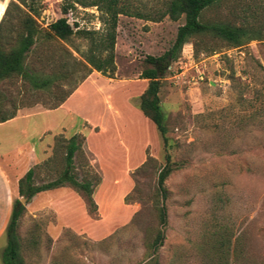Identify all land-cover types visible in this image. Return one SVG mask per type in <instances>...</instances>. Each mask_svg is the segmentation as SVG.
Here are the masks:
<instances>
[{
    "label": "rangeland",
    "instance_id": "obj_1",
    "mask_svg": "<svg viewBox=\"0 0 264 264\" xmlns=\"http://www.w3.org/2000/svg\"><path fill=\"white\" fill-rule=\"evenodd\" d=\"M9 1L0 0V11ZM128 1L129 12L142 16H117L114 71L109 77L96 72L74 96L70 103L78 105L80 115L66 112V106L45 112L55 122L50 133L57 134L48 145V157L33 167L34 185L54 179L63 167V149L55 139L75 133L82 141L73 156V173L77 180L93 183L98 176L91 193L95 208L68 186L61 209L51 202L43 205V198L25 200L16 227L22 263L264 264V38L238 48L205 39L210 53L202 46L195 51L190 41L169 62L158 91L172 169L162 197L156 179L164 150L154 127L134 106L147 83L139 74L151 67L145 57L169 49L182 18L154 22L145 17L159 14L165 0ZM62 4H18L39 33L25 64L53 80L41 90L19 77L1 81L0 115L50 109L92 72L81 66L82 55L94 33L103 31L101 14L96 7L76 4L62 14ZM263 15L264 0H222L205 9L200 20L254 24V16L264 22ZM61 17L73 31L65 41L48 30ZM9 25L15 31L18 22L11 19ZM12 43L13 38L7 41ZM30 120L39 122L41 116ZM46 139L44 135L37 144ZM124 148L130 164L122 159ZM42 194L55 197L54 192ZM161 205L163 226L158 219ZM158 230L163 240L152 252ZM4 244L3 237L0 252Z\"/></svg>",
    "mask_w": 264,
    "mask_h": 264
},
{
    "label": "trees",
    "instance_id": "obj_2",
    "mask_svg": "<svg viewBox=\"0 0 264 264\" xmlns=\"http://www.w3.org/2000/svg\"><path fill=\"white\" fill-rule=\"evenodd\" d=\"M220 1L222 0H165L159 14L145 17L154 22H157L163 17H167L171 21L182 18V24L176 28L175 36L169 49L158 57H145L144 62L151 65V67L143 69L139 74V78L146 80L147 83L138 96L136 108L153 125L160 138L162 149L164 150V165L159 169L156 179V186L162 197L165 194L163 182L172 169L169 155L166 152V128L163 124V117L159 107L158 91L161 86L162 75L169 62L174 61L183 44L190 41L195 51H199V48L202 46L203 52L210 53L212 49L203 43L205 39L218 40L228 47L238 48L250 40L264 38V22L259 21L255 16L254 24L246 21L239 25L223 21H201V13ZM24 3L25 0H10L0 20V82L10 77H19L26 81L31 88L41 90L46 88L53 79L52 77H44L34 73L25 64L27 53L39 33L32 17L22 14L18 7ZM74 4L82 8L96 7L101 14L100 21L104 26L101 33H94L97 36L90 41V46L82 55L84 63H81V66L87 69V72L93 70L101 75L105 74L108 76L114 71L113 46L117 16L131 14L129 12V1L63 0L61 13L65 14L67 10L73 8ZM132 14L131 16L138 18L142 16L137 12ZM262 18L264 21V15ZM11 19H15L18 22V27L15 31L9 25V20ZM8 27H10L7 32L8 34H5ZM48 30L51 37L62 41L67 40L73 34L72 29L63 17L49 24ZM9 33H13V37L9 36ZM76 33L85 34L89 38L93 35V33H83L82 31H76ZM11 38H13V43L11 45L7 44V41ZM70 93L59 98L57 104L50 109L56 108ZM14 115V111L8 114H2L0 115V122L11 119ZM55 141L56 145L62 146L63 149V167L54 179L40 185L33 184L34 168L28 169L17 181L18 199L25 198L26 202H28L36 193L68 186L73 191L83 195L88 207L94 209L95 206L91 199V193L93 185H96L99 181L98 176L95 177L96 179L93 183L86 178L77 180L73 173V156L76 152L80 151L82 139L79 140L78 136L74 134L68 138L56 137ZM18 199L12 200L11 203L8 223L4 230L5 245L0 252V264H23L19 256L16 227L18 219L24 212V206ZM158 219L160 225L163 226L165 224V209L163 205L158 209ZM162 240V232L158 230L150 244L152 252L156 251L161 245ZM151 264H156L155 260Z\"/></svg>",
    "mask_w": 264,
    "mask_h": 264
},
{
    "label": "crops",
    "instance_id": "obj_3",
    "mask_svg": "<svg viewBox=\"0 0 264 264\" xmlns=\"http://www.w3.org/2000/svg\"><path fill=\"white\" fill-rule=\"evenodd\" d=\"M95 74L96 72L92 70V72L87 75V77L80 83V85L74 91H72L69 94V96L56 108L36 110L27 113L17 112L14 115V117H12L11 119H8L4 122H0V132L5 129L10 131L9 134H2V133L0 134V245L2 244V239L4 237V230L8 223L12 200L18 199V194H17L18 179L21 178L22 175L28 169H32L34 166H36L38 163H40L41 161L45 160L46 157H48V152H49L48 145L51 144L52 137H54L57 134V133L55 134L50 133L53 129L52 127L55 124V122L52 119L46 118L45 114L47 113L45 112L46 111L48 112V110L51 111V110L63 109L66 106L67 111L64 109L66 112L80 115V110L78 108V105H74L70 102L74 98V96L79 95V92L81 93L85 85L90 83L91 81L90 77ZM134 110L138 114H140V116H142L139 110L136 108V106H134ZM35 116H41V120L39 122L30 120L32 117ZM44 135H47L46 141L37 144V141L42 140ZM2 137H7V139L3 140ZM86 141H88L87 137H86ZM121 152L123 155L122 159L123 161H125L124 163L130 164L131 163V156L129 155L130 152H127L126 149ZM66 188L67 187L64 186V187H58V188L42 191L36 193L34 196L31 197V199L33 202L35 200L36 202H39L40 200L43 201V199H45L43 205H46L47 202L48 203L51 202L57 209L59 208L61 209L62 207L64 208L66 206L65 203ZM48 191L54 192L55 194L54 199L53 198L52 200L50 199V197L53 195L46 196V194L45 195L42 194ZM40 196H44V197H40Z\"/></svg>",
    "mask_w": 264,
    "mask_h": 264
},
{
    "label": "water",
    "instance_id": "obj_4",
    "mask_svg": "<svg viewBox=\"0 0 264 264\" xmlns=\"http://www.w3.org/2000/svg\"><path fill=\"white\" fill-rule=\"evenodd\" d=\"M18 200H19V202H20L21 204H23L24 201H25L26 199H25V198H19Z\"/></svg>",
    "mask_w": 264,
    "mask_h": 264
},
{
    "label": "built area",
    "instance_id": "obj_5",
    "mask_svg": "<svg viewBox=\"0 0 264 264\" xmlns=\"http://www.w3.org/2000/svg\"><path fill=\"white\" fill-rule=\"evenodd\" d=\"M4 9H5V7H4ZM4 9L2 11H0V20H1L2 16H3V14H4Z\"/></svg>",
    "mask_w": 264,
    "mask_h": 264
}]
</instances>
